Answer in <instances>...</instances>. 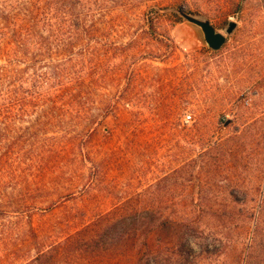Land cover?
Here are the masks:
<instances>
[{
  "label": "rangeland",
  "instance_id": "rangeland-1",
  "mask_svg": "<svg viewBox=\"0 0 264 264\" xmlns=\"http://www.w3.org/2000/svg\"><path fill=\"white\" fill-rule=\"evenodd\" d=\"M143 3L135 7L130 0L126 6L107 12L103 36H90L94 49L99 41L106 47L98 53L101 68L94 62L90 72L94 77H105L100 96L105 99L103 105L113 111L100 128L87 134L83 147L89 160L76 145L59 143L54 146L58 151L45 158L41 150L33 152L37 157L35 171L6 178L0 190V238L9 243L0 255V264L8 263L4 261L6 254L24 259L36 253L30 232L47 239L62 237L77 224L104 213L112 212L113 216L123 205L138 204L143 194L147 201L167 208L172 203H188V190L202 187L201 203L230 202L223 192L233 188V179L218 169L215 180L195 179L191 185L184 180L186 166L198 152L191 151L190 133L195 129L200 141H207L227 136L236 128H264V0ZM153 4L160 7L151 14L159 40L143 28V11ZM177 5L207 15L222 31L230 20L237 21L238 26L227 43L212 54L198 27L175 21L163 10ZM96 22L97 18L91 19L89 26L96 29ZM112 43L118 47L116 59L110 58ZM100 96H90L93 107ZM75 120L63 122L68 132ZM59 130L53 128L51 133L60 135ZM54 142L44 141L46 150L52 149ZM96 165L102 167L99 177L96 173L92 176ZM247 174L253 179V170ZM252 182L250 178L246 181L248 185ZM157 191L160 198L150 200ZM172 191H176L175 197ZM258 199L256 192L246 206L255 205ZM194 203L200 207V199ZM206 223L212 220L196 221L197 230L204 229ZM217 235L223 246L237 247L236 251L221 247L223 250L214 255L204 256L203 263L241 264L239 255L246 252L250 237L240 235L239 230ZM192 245L199 248L196 243Z\"/></svg>",
  "mask_w": 264,
  "mask_h": 264
},
{
  "label": "trees",
  "instance_id": "trees-1",
  "mask_svg": "<svg viewBox=\"0 0 264 264\" xmlns=\"http://www.w3.org/2000/svg\"><path fill=\"white\" fill-rule=\"evenodd\" d=\"M129 2L0 0V190L9 175L35 171V151L41 150L45 158L58 151L55 145L71 143L79 147L86 160L89 158L83 147L87 134L100 128L113 111L103 105L105 99L100 96L105 77L102 74L94 77L90 72L94 62L100 67L99 54L106 47L99 41L94 49L96 45L90 42V36H103L104 15ZM133 2L135 7H140L146 0ZM176 7L197 13L183 5ZM147 8L143 11V28L159 40L160 33L151 14L160 7L153 4ZM170 15L181 21L177 13ZM94 18H97L96 29L89 26ZM110 50L113 52L110 58L116 59V43L111 44ZM207 50L212 54L217 52L209 47ZM93 93L101 97L94 107L90 102ZM68 119L71 123L76 119L69 132L63 124ZM53 128H61L60 135L51 133ZM193 131L190 147L198 152L189 160L184 180L190 185L195 179L207 182L219 172L231 177L233 188L223 192L229 203H201L202 187L188 190V203L182 206L172 203L167 208L147 201L143 194L138 204L123 205L113 216L112 212L104 213L90 222L77 224L62 237L47 239L30 232L36 253L24 259H17L18 254H6L4 261L7 264H205L204 256H212L219 249L236 251L237 247L223 246L217 238L218 232L239 230L240 235L245 233L250 237L246 252L239 255L241 264H264V128H236L227 136L207 141H200L201 136ZM44 141L54 142L52 149L46 150ZM248 169L253 170V179L247 174ZM101 170L96 165L92 176L96 173L99 177ZM249 178L253 180L251 185L246 183ZM256 192L259 199L255 205L246 206ZM171 194L175 197L176 191ZM160 195L157 191L150 200H157ZM199 199L200 207L196 208L194 201ZM199 219L212 223H206L198 231L195 223ZM8 243L9 240L0 238V255L7 251Z\"/></svg>",
  "mask_w": 264,
  "mask_h": 264
},
{
  "label": "water",
  "instance_id": "water-1",
  "mask_svg": "<svg viewBox=\"0 0 264 264\" xmlns=\"http://www.w3.org/2000/svg\"><path fill=\"white\" fill-rule=\"evenodd\" d=\"M165 12H174L181 17V22H189L198 27L202 33L204 41L210 49L217 51L221 49L228 41V36L232 35L238 22L230 20L224 30L218 29L207 15L192 13L180 7L163 8Z\"/></svg>",
  "mask_w": 264,
  "mask_h": 264
},
{
  "label": "built area",
  "instance_id": "built-area-1",
  "mask_svg": "<svg viewBox=\"0 0 264 264\" xmlns=\"http://www.w3.org/2000/svg\"><path fill=\"white\" fill-rule=\"evenodd\" d=\"M186 118L190 119L191 118V114L186 115Z\"/></svg>",
  "mask_w": 264,
  "mask_h": 264
}]
</instances>
